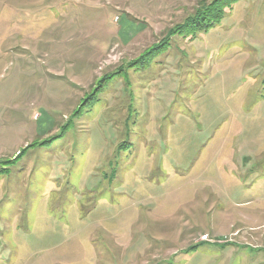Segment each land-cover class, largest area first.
I'll return each instance as SVG.
<instances>
[{
    "label": "rangeland",
    "instance_id": "rangeland-1",
    "mask_svg": "<svg viewBox=\"0 0 264 264\" xmlns=\"http://www.w3.org/2000/svg\"><path fill=\"white\" fill-rule=\"evenodd\" d=\"M230 1L171 37L213 0H0V264H264V0Z\"/></svg>",
    "mask_w": 264,
    "mask_h": 264
},
{
    "label": "trees",
    "instance_id": "trees-1",
    "mask_svg": "<svg viewBox=\"0 0 264 264\" xmlns=\"http://www.w3.org/2000/svg\"><path fill=\"white\" fill-rule=\"evenodd\" d=\"M233 3L230 0H213V2L205 8L204 12H199V22L194 26L193 29L189 31H184L181 32V27L186 26L187 20L183 23L182 26L180 27H175L174 29L171 30L170 35L171 37L179 34V33H185V34H194V33H206L208 30H210L213 26L218 24L224 17V10L229 9L230 4ZM195 16L194 18L190 19L192 23L195 22ZM156 49V48H155Z\"/></svg>",
    "mask_w": 264,
    "mask_h": 264
}]
</instances>
